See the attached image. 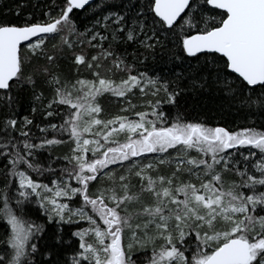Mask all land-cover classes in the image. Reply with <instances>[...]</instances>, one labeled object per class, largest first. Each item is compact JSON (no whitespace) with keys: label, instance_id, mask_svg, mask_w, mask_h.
I'll return each instance as SVG.
<instances>
[{"label":"snow or ice","instance_id":"snow-or-ice-1","mask_svg":"<svg viewBox=\"0 0 264 264\" xmlns=\"http://www.w3.org/2000/svg\"><path fill=\"white\" fill-rule=\"evenodd\" d=\"M0 264H264V0H0Z\"/></svg>","mask_w":264,"mask_h":264},{"label":"trees","instance_id":"trees-1","mask_svg":"<svg viewBox=\"0 0 264 264\" xmlns=\"http://www.w3.org/2000/svg\"><path fill=\"white\" fill-rule=\"evenodd\" d=\"M196 113H192L191 110H190V115H195Z\"/></svg>","mask_w":264,"mask_h":264}]
</instances>
